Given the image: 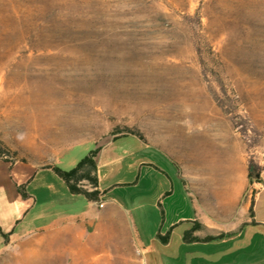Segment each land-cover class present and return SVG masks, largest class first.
Returning <instances> with one entry per match:
<instances>
[{"label":"rangeland","instance_id":"1","mask_svg":"<svg viewBox=\"0 0 264 264\" xmlns=\"http://www.w3.org/2000/svg\"><path fill=\"white\" fill-rule=\"evenodd\" d=\"M168 103L189 115L183 134L157 124ZM97 146L102 205L43 168L18 220L0 170V222L18 236L0 264H219L157 235L162 210L184 206L178 171L264 174V0H0V161L69 170ZM113 206L150 253L112 261L119 227L101 213Z\"/></svg>","mask_w":264,"mask_h":264},{"label":"crops","instance_id":"2","mask_svg":"<svg viewBox=\"0 0 264 264\" xmlns=\"http://www.w3.org/2000/svg\"><path fill=\"white\" fill-rule=\"evenodd\" d=\"M120 136H116L111 141ZM140 143L144 145L145 149H148L147 144L141 140ZM101 150L100 147L99 154ZM97 161V173L100 180L99 158ZM109 162L106 161L105 163ZM227 166L225 163L214 172L211 170L199 174L186 175L178 171L177 179L183 187L182 203L184 206L179 207L175 202L162 210L166 217L165 227L168 231L164 235H162V231L157 236L162 239V246L165 247L172 244L173 238L177 241L182 240L183 243L202 244L210 247L212 254L216 255L212 257L211 261L219 264H264V174L256 176V180L251 181L248 177L246 164L241 165L237 175L232 173ZM28 168L16 169L15 166H12L11 173L18 183L27 178ZM43 168L49 167L36 168L33 177L26 183V192L33 198L31 202H28L21 200L15 193L9 170L6 166L0 165V170H5L9 177L12 200L20 207L18 220H21L35 203V197L27 191V186L34 179L39 169ZM229 171L230 173H227ZM156 199L158 200L156 207H159L162 199L160 196H157ZM87 201L94 205H102L105 202L103 194L98 202ZM104 214H112L113 223L119 227L112 261L117 259V255H122L123 259L129 260L132 257L133 245L143 255L151 252V245L142 242L133 233L124 210L118 206H113L108 213H101V215ZM86 220L79 223L82 234H85V226L88 225L91 228L94 226L93 219H90L88 223ZM195 224H198L199 227L191 234L197 239L186 241L183 238L184 232L191 230ZM0 228L1 232L7 236L5 240L0 233L1 256L5 250L15 249V240L18 236L14 225L4 229L0 222ZM64 229L66 232L73 231L72 228L67 229V226ZM207 237H211V239H206ZM35 239H37V243L44 242V237Z\"/></svg>","mask_w":264,"mask_h":264},{"label":"trees","instance_id":"3","mask_svg":"<svg viewBox=\"0 0 264 264\" xmlns=\"http://www.w3.org/2000/svg\"><path fill=\"white\" fill-rule=\"evenodd\" d=\"M100 147L101 146H97L94 149L90 150L83 158L78 161V163L73 168L69 170H63L56 165H46L45 167L51 168L56 173V175H58V177H60L65 182L69 193L80 194L89 201L98 202L103 194V192L99 189V179L97 173V160ZM0 165L6 166L9 170L15 193L20 197V199L31 202L33 198L26 192V183L33 177L36 168H28L27 178L23 182L18 183L11 173L12 163L7 160H1ZM248 177L250 180L252 179L250 166H248ZM197 227H199L198 224H195L191 228V230L185 231L183 238L186 241L197 239L191 234L192 231H194ZM0 233L6 240L7 236L6 234H3V232H1V228ZM206 239H211V237H207Z\"/></svg>","mask_w":264,"mask_h":264},{"label":"bare ground","instance_id":"4","mask_svg":"<svg viewBox=\"0 0 264 264\" xmlns=\"http://www.w3.org/2000/svg\"><path fill=\"white\" fill-rule=\"evenodd\" d=\"M168 105H169V103H168ZM171 105V104H170ZM166 106V109H167V111H162L161 113H158V114H155L154 116L155 117H158V118H163V120L161 121V120H159V121H157V124L159 125V127L160 128H162V130L163 131H165L166 133H171L175 128H179V129H182V127H184V126H187V124H189V120H185V121H182L183 120V117H184V115H185V111H183V110H185L183 107H179L178 105V107H174L173 108V105L172 106ZM165 109V108H164ZM162 110H163V108H162ZM170 110H172V111H170ZM174 111H176L175 113H174ZM154 114V113H153ZM185 116H187V117H189V115L187 114V115H185ZM193 121H194V119H193ZM186 122H187V124H186ZM190 124H191V122H190ZM178 130V129H177ZM183 130V129H182ZM181 130V131H182ZM179 131V130H178ZM165 133V134H166ZM174 133H177V132H174ZM173 133V134H174ZM179 133V132H178ZM182 134L184 133V130H183V132H181ZM172 136V135H171ZM166 137V136H165ZM178 137V136H177ZM181 139V138H180ZM206 139H208V138H206ZM179 140V139H178ZM183 140V139H182ZM190 140L188 139V141H187V146L189 147V145H190V142H189ZM169 142V141H168ZM172 142V141H171ZM175 142V141H174ZM177 142H179V141H177ZM176 143V142H175ZM178 144V143H177ZM173 145V144H172ZM175 147H176V145H175ZM208 147V146H207ZM180 148V147H179ZM185 148H186V146H185ZM232 158H233V156H232ZM234 164V163H233ZM228 167V166H227ZM229 167H230V165H229ZM230 170V169H229ZM228 171V170H227ZM225 172V171H224ZM232 172V171H231ZM227 173H230V171L229 172H227Z\"/></svg>","mask_w":264,"mask_h":264},{"label":"water","instance_id":"5","mask_svg":"<svg viewBox=\"0 0 264 264\" xmlns=\"http://www.w3.org/2000/svg\"><path fill=\"white\" fill-rule=\"evenodd\" d=\"M258 176V175H257Z\"/></svg>","mask_w":264,"mask_h":264}]
</instances>
